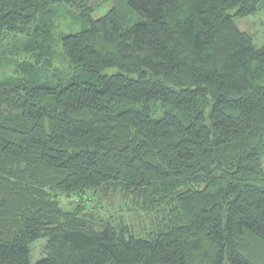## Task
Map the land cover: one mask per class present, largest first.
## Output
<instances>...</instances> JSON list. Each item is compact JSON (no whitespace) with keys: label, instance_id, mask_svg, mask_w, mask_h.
I'll use <instances>...</instances> for the list:
<instances>
[{"label":"trees","instance_id":"trees-1","mask_svg":"<svg viewBox=\"0 0 264 264\" xmlns=\"http://www.w3.org/2000/svg\"><path fill=\"white\" fill-rule=\"evenodd\" d=\"M87 1L0 0V264H264V0Z\"/></svg>","mask_w":264,"mask_h":264},{"label":"rangeland","instance_id":"rangeland-1","mask_svg":"<svg viewBox=\"0 0 264 264\" xmlns=\"http://www.w3.org/2000/svg\"><path fill=\"white\" fill-rule=\"evenodd\" d=\"M87 2L95 7L94 14L96 15L107 12L113 4L112 0H88ZM236 21L241 29L253 35L258 46L264 44V8L248 16L236 17ZM92 194H94V198L85 201L91 212L124 222L132 228L133 232L142 235L154 230L167 211L163 209L165 208L163 206L152 211L145 210L132 196L125 195L120 190L95 191ZM59 198L64 208L71 209L74 207V197L63 193ZM47 241V238H39L34 242L31 255L33 262L45 255L44 248Z\"/></svg>","mask_w":264,"mask_h":264}]
</instances>
